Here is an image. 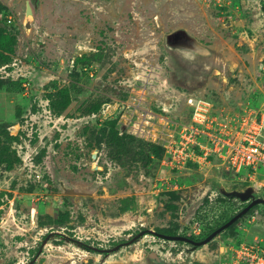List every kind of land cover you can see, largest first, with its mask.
Wrapping results in <instances>:
<instances>
[{
	"label": "rangeland",
	"instance_id": "rangeland-1",
	"mask_svg": "<svg viewBox=\"0 0 264 264\" xmlns=\"http://www.w3.org/2000/svg\"><path fill=\"white\" fill-rule=\"evenodd\" d=\"M27 2L0 0V264H222L264 245L260 204L201 247L147 233L106 251L205 239L264 198L258 172L168 151L205 116L264 114V0Z\"/></svg>",
	"mask_w": 264,
	"mask_h": 264
},
{
	"label": "built area",
	"instance_id": "built-area-1",
	"mask_svg": "<svg viewBox=\"0 0 264 264\" xmlns=\"http://www.w3.org/2000/svg\"><path fill=\"white\" fill-rule=\"evenodd\" d=\"M168 151L178 165L216 159L232 171L264 175V114L251 111L228 122L205 116L184 126ZM222 264H264V245L242 243Z\"/></svg>",
	"mask_w": 264,
	"mask_h": 264
},
{
	"label": "water",
	"instance_id": "water-1",
	"mask_svg": "<svg viewBox=\"0 0 264 264\" xmlns=\"http://www.w3.org/2000/svg\"><path fill=\"white\" fill-rule=\"evenodd\" d=\"M38 3H39V0H28V2H27V14L28 15H32L33 14V6L32 5H34V7L37 8L38 7ZM250 196H251V191H248V193H246L243 196V199L249 200ZM260 204H264V198H255V199H253L242 211H240L232 219H230L227 223H225L224 225H222L221 227H219L218 229L213 231L210 235H208L205 239H202V240H194V239H192L190 237H186V236H183V235H168V234H164V233H158V232H155V231H152V230H149V231L147 230V231L142 232L140 235H138L134 239H132V240H130L128 242H125L123 244H120L117 247H115L114 249H110V250H106V251H109V252L119 251L122 247L131 245L138 238L142 237L143 235H146L147 233H152V234H154V235H156V236H158V237H160L162 239H165V240H169V241H184L186 243H190L192 245H195L196 247H201V246L209 244L216 237H218L224 231L229 229L239 219H241L243 216H245L247 213H249V211L251 209H253L255 206L260 205Z\"/></svg>",
	"mask_w": 264,
	"mask_h": 264
},
{
	"label": "trees",
	"instance_id": "trees-1",
	"mask_svg": "<svg viewBox=\"0 0 264 264\" xmlns=\"http://www.w3.org/2000/svg\"><path fill=\"white\" fill-rule=\"evenodd\" d=\"M70 103H71V99H70V96L67 94L66 95V99H65V101H63V105L61 106V108L59 109V112H63V111H65L67 108H68V106L70 105ZM3 159H4V157H3V155L0 153V161H3ZM234 217V216H233ZM233 217H230V218H228L226 221H224V223H222L221 225H219V227H221L222 225H224L225 223H227L230 219H232ZM215 231V230H214ZM173 235H175V234H173ZM166 241H168V240H166ZM176 242H181V243H183L184 241H176ZM184 243H186V242H184ZM190 244V243H189ZM86 249H88V250H91V248H89V247H86V246H84Z\"/></svg>",
	"mask_w": 264,
	"mask_h": 264
},
{
	"label": "bare ground",
	"instance_id": "bare-ground-1",
	"mask_svg": "<svg viewBox=\"0 0 264 264\" xmlns=\"http://www.w3.org/2000/svg\"><path fill=\"white\" fill-rule=\"evenodd\" d=\"M137 102V101H136ZM138 129V128H137ZM141 129V128H140ZM153 133H154V131H153ZM139 134V133H138ZM162 134V133H161ZM153 135V134H152ZM156 138V137H155ZM169 141V140H168Z\"/></svg>",
	"mask_w": 264,
	"mask_h": 264
}]
</instances>
